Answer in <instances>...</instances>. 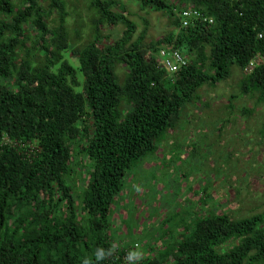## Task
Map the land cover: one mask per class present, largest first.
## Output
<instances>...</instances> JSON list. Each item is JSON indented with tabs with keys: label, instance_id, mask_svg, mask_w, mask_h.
I'll list each match as a JSON object with an SVG mask.
<instances>
[{
	"label": "trees",
	"instance_id": "trees-1",
	"mask_svg": "<svg viewBox=\"0 0 264 264\" xmlns=\"http://www.w3.org/2000/svg\"><path fill=\"white\" fill-rule=\"evenodd\" d=\"M67 1L0 0V264H264V210L233 218L212 204L139 258L110 219L127 171L157 152L203 85L235 67L240 93L264 104V0H136L174 26L145 43L121 0H79L93 13L79 47ZM187 9L202 18L182 27ZM118 25L104 44L101 26ZM173 49L188 63L169 74L159 54Z\"/></svg>",
	"mask_w": 264,
	"mask_h": 264
},
{
	"label": "rangeland",
	"instance_id": "rangeland-1",
	"mask_svg": "<svg viewBox=\"0 0 264 264\" xmlns=\"http://www.w3.org/2000/svg\"><path fill=\"white\" fill-rule=\"evenodd\" d=\"M121 3L136 26L134 38L145 31L144 43L174 29L165 13L143 9L136 0ZM66 10L68 33L79 47L87 40L93 13L79 0L67 1ZM122 30L121 25L101 26L107 37L103 43L114 42ZM117 73L124 75L122 66ZM239 81L240 73L232 67L227 79L214 87L203 85L197 92L199 101L186 108L174 131L165 133L157 152L127 171L110 219L118 236L136 244V258L149 253L153 243L161 248L162 238L174 243L212 204L215 212L233 218L264 210V104L257 102V95L241 94ZM77 171L80 179L72 185L79 195L87 173ZM207 189L209 195L202 194L205 207L200 192Z\"/></svg>",
	"mask_w": 264,
	"mask_h": 264
},
{
	"label": "built area",
	"instance_id": "built-area-1",
	"mask_svg": "<svg viewBox=\"0 0 264 264\" xmlns=\"http://www.w3.org/2000/svg\"><path fill=\"white\" fill-rule=\"evenodd\" d=\"M202 18L201 14L193 9H187L183 10L180 14V19L182 23V27H187L188 24H190L191 21H200ZM202 21H205V19H202ZM209 23H211V20H209ZM160 59H161V65L160 68H164L168 70L169 73H176L179 69L186 67L187 61L184 58V56L177 50L173 49L171 51H160ZM253 68V65L250 64L247 68H245L244 72L249 73Z\"/></svg>",
	"mask_w": 264,
	"mask_h": 264
},
{
	"label": "clouds",
	"instance_id": "clouds-1",
	"mask_svg": "<svg viewBox=\"0 0 264 264\" xmlns=\"http://www.w3.org/2000/svg\"><path fill=\"white\" fill-rule=\"evenodd\" d=\"M193 10H194V9H193ZM198 12H199V11H198ZM199 13H200V12H199ZM180 14H181V13H180ZM180 14H179V15H180ZM181 25H182V23H181ZM175 50H176V49H175ZM177 51H178V50H177ZM186 61H187V60H186ZM187 63H188V62H187ZM250 64H252L253 67H254V63H250ZM186 66H187V65H186ZM247 67H248V66H247ZM247 67H246V68H247ZM252 69H253V68H252ZM244 70H245V69H244ZM167 71H168V70H167ZM168 73H169V72H168ZM169 74H171V73H169ZM172 74H174V73H172ZM135 245H136V244H135ZM132 250H133V247H132Z\"/></svg>",
	"mask_w": 264,
	"mask_h": 264
}]
</instances>
